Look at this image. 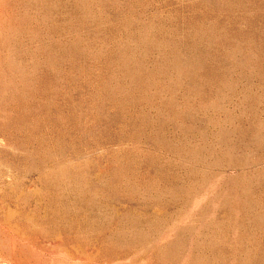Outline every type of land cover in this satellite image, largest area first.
<instances>
[{
    "label": "rangeland",
    "instance_id": "374dc122",
    "mask_svg": "<svg viewBox=\"0 0 264 264\" xmlns=\"http://www.w3.org/2000/svg\"><path fill=\"white\" fill-rule=\"evenodd\" d=\"M0 264H264V0H0Z\"/></svg>",
    "mask_w": 264,
    "mask_h": 264
}]
</instances>
